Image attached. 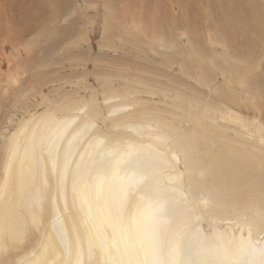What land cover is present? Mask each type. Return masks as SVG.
Segmentation results:
<instances>
[{"label":"bare ground","instance_id":"obj_1","mask_svg":"<svg viewBox=\"0 0 264 264\" xmlns=\"http://www.w3.org/2000/svg\"><path fill=\"white\" fill-rule=\"evenodd\" d=\"M81 2L103 20L98 49H163L169 65L92 73L77 0H0L2 43L81 78L35 87L21 59L0 78V264H264V0H169L165 30L141 33L157 49Z\"/></svg>","mask_w":264,"mask_h":264},{"label":"rangeland","instance_id":"obj_2","mask_svg":"<svg viewBox=\"0 0 264 264\" xmlns=\"http://www.w3.org/2000/svg\"><path fill=\"white\" fill-rule=\"evenodd\" d=\"M90 1L93 2V5L95 6L94 9L102 7V5L103 7L100 10H103V8L107 9L108 12L106 14V27H116L114 25L118 23L119 24L117 26H120L123 29H128V27L129 28L134 27L133 31L135 33H132L134 37H136L142 43L151 45L152 47L157 49V40H156L157 36L155 35L150 40H147L141 35V33L144 30L145 32L146 30L151 32L150 31L151 28L154 29L156 32H162L165 30L167 23L166 12L170 13V11L168 10L169 8L168 4H170L169 0H167L169 3L165 2V4L163 2L164 0H160V3L161 2L163 3L159 4V7L155 5L153 0H137L140 2L138 6H136L135 2H133L134 0L133 1L129 0V2L128 0H122L121 3L119 4L116 3L114 0H90ZM130 2H133V5ZM107 3L110 4L108 5ZM77 5L79 6V8L76 7L77 11L82 12L84 14V17L87 16L91 19L92 24L88 26L90 28L96 26L94 28L96 36L93 42H90V36L88 30L86 31V30L78 29L81 32L82 36L76 37V39L78 37L84 38L89 43V46L88 45L83 46L81 47L82 49L80 51H77V53H75V56L78 57L77 60L79 61V63L85 64L88 71L91 70L92 73L103 72L105 70V62L113 61L112 63L117 62L118 64L120 62V64H126L130 67H135L139 65L142 66L143 64L145 65V62H147L148 70L150 72L155 74H162L165 70V67L169 65L170 58L167 56V53L163 49H157V51L151 52L146 47H144L143 50L133 51L126 47L123 48L120 46H116V48L113 50L104 48L101 51L100 48L98 49L96 47V44L100 42L106 43L104 37L102 38L103 20L100 19L101 18L99 17L100 15H95L94 13L96 12L95 10L88 11V7H84L81 0H77ZM108 13L110 15H108ZM111 13H112V17H111ZM7 15H8L7 18L10 19L9 18L10 14L8 13ZM174 15H177V13ZM108 19L110 20L107 22ZM111 19L115 21L111 22ZM187 26L190 28L188 29V34H193L197 30V22H190V24H188ZM2 29H3L2 32L8 33V35H16L23 28H16L10 24H5L2 27ZM106 30L107 32H109L108 28H106ZM114 36L117 37L118 33H114ZM119 38L120 40L129 41L131 36L121 35ZM64 45L65 44H63V46ZM68 50L69 49H67L65 57L67 59H71ZM72 55H74V51ZM60 56L62 55L59 54V60L64 58L63 56L62 58ZM114 58L115 60H111ZM19 59L23 61V67L20 68V70L23 71V74L22 76L17 77L19 78L20 81H26L32 84L33 86L38 87L44 82V77L46 76L49 77V80H52L54 82L60 81L63 83L68 79L67 84L65 82L63 83L64 88L68 87L69 83H71L72 88L79 87L78 83L80 81L79 79H81L78 74L79 70L73 67L72 68L69 67V64L66 59H64V61H62L61 64H54L55 63L54 58L51 56V58L48 61L49 62L48 64V62L42 61L43 57L38 59L31 58L30 55L28 54L27 49H20L17 52L15 44L7 40L5 41V43H2L0 41V78H4L6 82L10 81L9 77H12L13 75H15V73L12 72V70L9 69V67H12L14 64H16L19 61ZM99 60L101 61V63L99 62L97 63V61ZM149 62H151V64H149ZM6 67L8 68V70L6 69ZM34 70H36V72L32 73ZM66 76L68 78H66ZM89 82H91V79L89 80ZM58 84L61 86L59 82ZM49 85L44 87L45 93H48L49 90L48 87H50ZM62 92H64V90L59 91V93ZM188 258L194 264H198V260L194 258L191 252H189Z\"/></svg>","mask_w":264,"mask_h":264}]
</instances>
